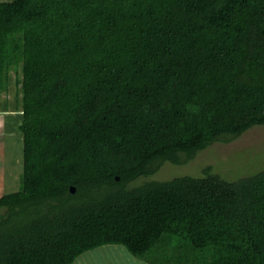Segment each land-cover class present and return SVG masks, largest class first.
I'll use <instances>...</instances> for the list:
<instances>
[{
	"label": "trees",
	"instance_id": "obj_1",
	"mask_svg": "<svg viewBox=\"0 0 264 264\" xmlns=\"http://www.w3.org/2000/svg\"><path fill=\"white\" fill-rule=\"evenodd\" d=\"M12 71L23 169L0 264L110 244L163 264L166 239L171 264H264V168L149 180L264 126V0L0 1V94Z\"/></svg>",
	"mask_w": 264,
	"mask_h": 264
},
{
	"label": "rangeland",
	"instance_id": "obj_2",
	"mask_svg": "<svg viewBox=\"0 0 264 264\" xmlns=\"http://www.w3.org/2000/svg\"><path fill=\"white\" fill-rule=\"evenodd\" d=\"M16 80V74L12 71L9 91L0 94V197L19 190L23 169V137L18 131L22 119L21 87ZM207 166H212L214 173L232 181L262 170L264 168V126L253 127L230 144H214L201 151L188 164L173 165L166 162L155 175L149 177V180L168 181L183 176L200 177ZM178 220L177 222H180L182 219ZM163 225L158 224L156 227L161 228ZM169 241V239L163 240L161 243L164 246L163 249L161 246L158 247L161 253L158 255L163 264H171L164 252H167L171 246L174 247L173 243L176 240L172 239L168 243ZM106 249L113 250V247L108 246ZM127 257V255L120 256L119 261L125 263L122 259ZM91 260L89 256L88 261ZM99 262L98 258L97 263Z\"/></svg>",
	"mask_w": 264,
	"mask_h": 264
},
{
	"label": "crops",
	"instance_id": "obj_3",
	"mask_svg": "<svg viewBox=\"0 0 264 264\" xmlns=\"http://www.w3.org/2000/svg\"><path fill=\"white\" fill-rule=\"evenodd\" d=\"M108 246H112L113 250H107ZM117 248V249H115ZM128 257L122 259L125 263H122L121 260L119 261L120 256ZM89 256H91L92 260L88 261ZM96 257V258H93ZM99 258V263L97 260ZM86 259V261H85ZM73 264H156L153 260L142 256L134 255L127 247L122 244H110L104 247L86 252L79 256Z\"/></svg>",
	"mask_w": 264,
	"mask_h": 264
},
{
	"label": "water",
	"instance_id": "obj_4",
	"mask_svg": "<svg viewBox=\"0 0 264 264\" xmlns=\"http://www.w3.org/2000/svg\"><path fill=\"white\" fill-rule=\"evenodd\" d=\"M71 191L74 193V192H75V188H74V187H72V188H71Z\"/></svg>",
	"mask_w": 264,
	"mask_h": 264
}]
</instances>
